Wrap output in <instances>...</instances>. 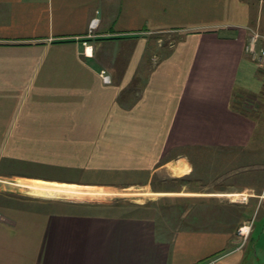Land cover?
I'll list each match as a JSON object with an SVG mask.
<instances>
[{
	"label": "crops",
	"instance_id": "0c3cea01",
	"mask_svg": "<svg viewBox=\"0 0 264 264\" xmlns=\"http://www.w3.org/2000/svg\"><path fill=\"white\" fill-rule=\"evenodd\" d=\"M252 4L0 0V264H247L256 185L237 174L264 170L243 105L264 90L262 40L244 58Z\"/></svg>",
	"mask_w": 264,
	"mask_h": 264
},
{
	"label": "rangeland",
	"instance_id": "374dc122",
	"mask_svg": "<svg viewBox=\"0 0 264 264\" xmlns=\"http://www.w3.org/2000/svg\"><path fill=\"white\" fill-rule=\"evenodd\" d=\"M251 2H253L252 5H254V14H255V20L252 24L248 25V27L244 30L245 35H246V42L248 41V39L251 37V35H255L258 34L260 36L259 40L263 41V37H264V29L262 28V23H264V12H263V18L258 19V17H260L258 15V5L262 4V6L264 5V1L263 0H250ZM149 38L152 40L151 41V50H154V46L155 44H159V45H167V49L169 50L171 47V44H174L178 38L179 35L177 32H163V33H153V34H149ZM258 40V41H259ZM257 41V42H258ZM150 43V42H149ZM258 46V45H257ZM99 46V50H100ZM262 48L264 47L261 46ZM159 48V47H158ZM260 48V49H262ZM119 55L121 56L123 53H125V51L128 50V45L125 42H121L119 44ZM156 50V48H155ZM165 51V50H164ZM157 52V51H156ZM161 52H159L158 54H161ZM244 53L245 56L244 58H246L247 52L246 49H244ZM258 57V56H256ZM259 60H255L256 63ZM117 62H119L118 58H117ZM252 65V64H251ZM253 66V65H252ZM247 81L249 83V85L251 86V89H255L257 83L255 82V80L253 79V77L247 76ZM134 84V83H133ZM140 84H142V80L141 81H135V85L136 86H140ZM245 93V92H244ZM250 96H253L255 99L254 103H243L244 106H246L250 111V115L251 117L254 118L255 122H256V129H255V135H254V139H253V149H255V151L258 153H264V90L262 91V93L259 94H252ZM234 102L233 105L235 106L238 100V93L234 95L233 97ZM244 100V99H243ZM244 106H242L241 108H244ZM251 148V147H250ZM248 177V179H252L253 178V183L255 186V189L250 192V194H253V198L255 200H253V211L251 217L248 219L249 223L242 225L241 227H239L237 229V237H238V242L239 245L241 247H245L246 249V260L245 262L247 264H264V200L262 201L261 199H257V195L261 192V182L264 180V170L260 169L258 165H253V166H249L245 169H242L239 171V173L237 174V180L238 179H242ZM229 182V180L223 182V185H227V183ZM36 188H34V191L37 192H43L47 191V192H51L48 189L47 190H42L39 189L41 187L39 186H35ZM94 193H99L101 198H105L107 200H111L115 201V198H119V197H124V195L122 194H126V193H134V190H125V191H111L108 195H104L103 192H107V191H102V190H92ZM55 192V191H54ZM91 192V191H90ZM119 192V194H117ZM116 193V194H114ZM122 193V194H121ZM95 196V195H94ZM128 197L134 198V199H143L140 196H129L126 195ZM93 197V196H90ZM240 197L238 196V199ZM129 199V198H128ZM117 203H121L122 201L120 199ZM121 201V202H120ZM131 201V200H130ZM129 200H127L125 203L128 204H122L123 206L126 207L127 210H130L132 212H134V209L132 206H130L132 203V201L130 202ZM123 203V202H122ZM130 208V209H129ZM126 209L123 208L122 211H125ZM252 209V208H251ZM126 210V211H127ZM244 231V232H243Z\"/></svg>",
	"mask_w": 264,
	"mask_h": 264
},
{
	"label": "built area",
	"instance_id": "2783aa9c",
	"mask_svg": "<svg viewBox=\"0 0 264 264\" xmlns=\"http://www.w3.org/2000/svg\"><path fill=\"white\" fill-rule=\"evenodd\" d=\"M96 14H98V12ZM98 22H99V19H98L97 16H95L94 18H92L90 20V22L88 24V33L89 34H93V32L95 31V29H96V27L98 25ZM259 38H260V36L258 34H255V35L251 36L249 44L246 47V50L249 53H251L253 56H255L254 44L259 40ZM263 41H264V39H263ZM262 58H264V47L262 49H260V51H259V59H262ZM100 76H101L102 82L104 84H107V85L111 84V77L105 70L101 71Z\"/></svg>",
	"mask_w": 264,
	"mask_h": 264
},
{
	"label": "bare ground",
	"instance_id": "6f19581e",
	"mask_svg": "<svg viewBox=\"0 0 264 264\" xmlns=\"http://www.w3.org/2000/svg\"><path fill=\"white\" fill-rule=\"evenodd\" d=\"M244 232V231H243Z\"/></svg>",
	"mask_w": 264,
	"mask_h": 264
}]
</instances>
